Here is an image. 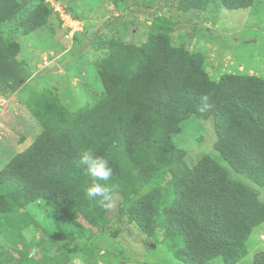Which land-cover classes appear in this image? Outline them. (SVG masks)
Masks as SVG:
<instances>
[{"label":"trees","instance_id":"trees-1","mask_svg":"<svg viewBox=\"0 0 264 264\" xmlns=\"http://www.w3.org/2000/svg\"><path fill=\"white\" fill-rule=\"evenodd\" d=\"M209 1L180 0L179 10L204 11ZM211 1L228 10H247L257 0ZM68 8L74 11L72 3ZM22 10L19 0H0V26ZM71 13L80 20L79 12ZM47 20V14L40 19L34 12L22 20L24 33ZM93 36L95 48L103 52L97 66L104 98L71 112L50 90L30 96L27 106L42 131L0 171V216L43 201L64 216L76 213L90 220V228H105L108 221L101 226L94 217L106 215L108 208L86 195L89 178L79 163L80 154L91 150L109 161L113 175L107 183L113 199L123 197L120 208H127L149 237L164 229L177 260L239 264L247 238L264 223V205L215 159L204 157L190 167L173 136L191 117L213 119L220 158L238 175L264 187V80L238 74L212 80L204 55L173 45L162 28L138 49L99 31ZM19 51L17 43L0 35V84L11 92L30 77L18 60ZM136 186L142 192L135 195ZM14 221L8 220L10 228ZM74 224L83 235L90 232L82 222ZM4 235L10 255L0 264L67 262L59 244L48 251L47 234L36 243L24 241L19 229H6ZM252 264H264V254Z\"/></svg>","mask_w":264,"mask_h":264},{"label":"rangeland","instance_id":"rangeland-1","mask_svg":"<svg viewBox=\"0 0 264 264\" xmlns=\"http://www.w3.org/2000/svg\"><path fill=\"white\" fill-rule=\"evenodd\" d=\"M19 1L23 4L22 12L0 26V35L20 46L18 60L30 77L16 92L0 84V171L42 131L27 106L33 93L50 90L71 112L95 106L104 98L97 66L103 52L92 42L97 39L93 36L96 31L138 49L162 28L169 31L173 45H184L191 53L204 55V67L212 80L218 81L226 74L264 80V0H257L247 10H228L220 2L210 0L204 11L188 12L179 10L180 0ZM69 3L84 22L79 30L75 24L68 28L55 9L62 5L74 12L68 8ZM34 12L40 19L47 14L48 20L25 34L22 20ZM173 141L187 153L190 167H195L204 157L215 159L232 180L249 187L264 205V187L238 175L215 150L217 134L213 119L200 121L191 117L183 131L173 136ZM139 192L142 190L136 186L135 195ZM122 201V196L115 197L106 215L94 217L101 226L108 221L101 230L90 228V220L77 218L76 213L70 217L62 215L53 204L43 201L1 215L0 262L10 255L4 231L19 229L27 243L40 242L47 234L46 248L50 251L59 244L66 254V264L76 261L79 264H183L171 252L165 230L159 228L155 236L146 235L132 220L128 209L120 208ZM9 219L15 220L11 228ZM74 222L79 225L82 222L90 231L87 236ZM246 248L239 264H252L264 254V223L252 230ZM211 264L225 263L217 259Z\"/></svg>","mask_w":264,"mask_h":264},{"label":"clouds","instance_id":"clouds-1","mask_svg":"<svg viewBox=\"0 0 264 264\" xmlns=\"http://www.w3.org/2000/svg\"><path fill=\"white\" fill-rule=\"evenodd\" d=\"M79 163L89 178L86 195L89 198H95L100 206L110 208L114 193L107 183L113 175L109 161L102 156L95 155L91 150H85L80 154ZM75 264H79V261Z\"/></svg>","mask_w":264,"mask_h":264},{"label":"built area","instance_id":"built-area-1","mask_svg":"<svg viewBox=\"0 0 264 264\" xmlns=\"http://www.w3.org/2000/svg\"><path fill=\"white\" fill-rule=\"evenodd\" d=\"M55 9L60 14L61 19L65 22V24H67L68 28L72 29L70 24H75L76 28H78L77 30H79L81 29V26L84 25V22L75 19L73 14L67 11L66 7L64 8L62 5H60L55 7Z\"/></svg>","mask_w":264,"mask_h":264},{"label":"water","instance_id":"water-1","mask_svg":"<svg viewBox=\"0 0 264 264\" xmlns=\"http://www.w3.org/2000/svg\"><path fill=\"white\" fill-rule=\"evenodd\" d=\"M58 69V67H56Z\"/></svg>","mask_w":264,"mask_h":264}]
</instances>
